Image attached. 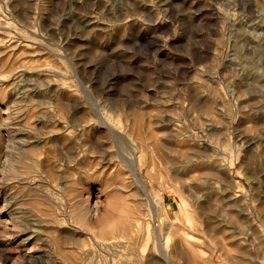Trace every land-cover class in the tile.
<instances>
[{
    "label": "rangeland",
    "instance_id": "rangeland-1",
    "mask_svg": "<svg viewBox=\"0 0 264 264\" xmlns=\"http://www.w3.org/2000/svg\"><path fill=\"white\" fill-rule=\"evenodd\" d=\"M0 264H264V0H0Z\"/></svg>",
    "mask_w": 264,
    "mask_h": 264
},
{
    "label": "bare ground",
    "instance_id": "bare-ground-1",
    "mask_svg": "<svg viewBox=\"0 0 264 264\" xmlns=\"http://www.w3.org/2000/svg\"><path fill=\"white\" fill-rule=\"evenodd\" d=\"M128 262V261H127Z\"/></svg>",
    "mask_w": 264,
    "mask_h": 264
}]
</instances>
